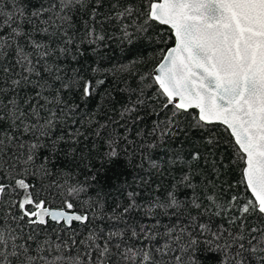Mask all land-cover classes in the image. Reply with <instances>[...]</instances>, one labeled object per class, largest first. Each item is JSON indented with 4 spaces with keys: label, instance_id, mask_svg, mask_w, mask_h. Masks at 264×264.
I'll return each instance as SVG.
<instances>
[{
    "label": "snow or ice",
    "instance_id": "6c2138e0",
    "mask_svg": "<svg viewBox=\"0 0 264 264\" xmlns=\"http://www.w3.org/2000/svg\"><path fill=\"white\" fill-rule=\"evenodd\" d=\"M0 264H264V0H0Z\"/></svg>",
    "mask_w": 264,
    "mask_h": 264
},
{
    "label": "trees",
    "instance_id": "16d2710c",
    "mask_svg": "<svg viewBox=\"0 0 264 264\" xmlns=\"http://www.w3.org/2000/svg\"><path fill=\"white\" fill-rule=\"evenodd\" d=\"M149 123H150V121H149Z\"/></svg>",
    "mask_w": 264,
    "mask_h": 264
}]
</instances>
